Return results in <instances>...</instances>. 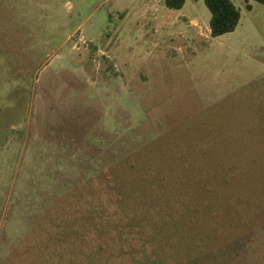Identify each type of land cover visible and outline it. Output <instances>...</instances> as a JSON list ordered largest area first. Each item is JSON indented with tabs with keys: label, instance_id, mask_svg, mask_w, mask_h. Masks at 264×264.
<instances>
[{
	"label": "rangeland",
	"instance_id": "374dc122",
	"mask_svg": "<svg viewBox=\"0 0 264 264\" xmlns=\"http://www.w3.org/2000/svg\"><path fill=\"white\" fill-rule=\"evenodd\" d=\"M232 1L213 37L203 0H0V264L80 263L52 215L114 191L160 255L264 264V3ZM119 163L115 187L82 185ZM102 227L89 264L113 263Z\"/></svg>",
	"mask_w": 264,
	"mask_h": 264
},
{
	"label": "trees",
	"instance_id": "16d2710c",
	"mask_svg": "<svg viewBox=\"0 0 264 264\" xmlns=\"http://www.w3.org/2000/svg\"><path fill=\"white\" fill-rule=\"evenodd\" d=\"M203 1L211 13L209 22L211 36L216 37L236 28L241 12L232 0ZM245 1L247 7L250 8L249 0ZM256 1L264 3V0ZM184 3L185 0H164L165 6L170 9H181ZM119 165L120 163L113 165L109 170L98 172L97 175L82 185L87 187L90 182H95L97 187L104 191H107L111 186L115 187L119 179L113 175L112 171L117 169ZM67 197L63 199V205L56 212L57 214L52 215L54 221L51 230V238L54 240L52 250L61 252L62 249L66 254L82 251V258L79 259L80 263L66 259V264H89L92 253L99 260L98 257L103 256L109 250L108 243L104 242L103 239L109 233H107L105 227L101 228L104 223L111 225L110 229L113 234L110 245V247L113 246V251H111V254H113L112 264H192V261L188 258L176 259L175 257L171 258L159 254L160 244L153 238V235L159 230L155 217L153 214L147 213L144 214V218L139 217L142 218V221L137 222L138 215L126 207L127 204L122 193L115 191L111 193L112 204L110 209H107L101 203L97 206L88 205L83 209H77L66 205ZM78 231L85 236L81 240L75 239ZM145 231L150 232L148 235L139 238L138 236ZM93 234L96 235V240L91 238ZM126 234H132L137 239L131 238L126 248H124L122 238ZM60 235H63V240L58 239ZM78 242L83 249L78 250Z\"/></svg>",
	"mask_w": 264,
	"mask_h": 264
}]
</instances>
